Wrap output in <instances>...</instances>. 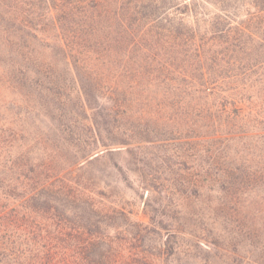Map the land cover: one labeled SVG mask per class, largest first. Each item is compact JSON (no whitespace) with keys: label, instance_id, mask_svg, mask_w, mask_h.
<instances>
[{"label":"trees","instance_id":"obj_1","mask_svg":"<svg viewBox=\"0 0 264 264\" xmlns=\"http://www.w3.org/2000/svg\"><path fill=\"white\" fill-rule=\"evenodd\" d=\"M219 218L264 264V0H0V264H197Z\"/></svg>","mask_w":264,"mask_h":264},{"label":"rangeland","instance_id":"obj_2","mask_svg":"<svg viewBox=\"0 0 264 264\" xmlns=\"http://www.w3.org/2000/svg\"><path fill=\"white\" fill-rule=\"evenodd\" d=\"M120 162L126 170V165L122 163V161ZM130 168H135V166L130 165ZM103 175V179L112 185V191L114 193L112 201H129L131 203L130 208H132L141 219H144L143 211L145 199L140 198L142 192H138L139 183L137 182L135 176L133 174H129L131 181L122 182L120 181V176L114 171L105 170ZM132 187L134 190H132ZM135 191H137V193ZM214 221L215 220L212 218L209 220V223L212 224ZM203 223L205 225L203 226L205 230H198L193 234L190 232L184 234L186 239H191L195 235L200 240V243H198V245L200 244L199 249L194 251V254L197 255V264H237L240 259H243L244 262L248 260L250 256L248 247L236 248L235 246V248H232V245H230L229 241L233 240V228L231 226L227 227V230H224L225 226H222L221 218L217 219L214 228L210 225L207 226L205 222ZM217 236L221 238L219 241L216 240ZM167 263L170 262H157V264Z\"/></svg>","mask_w":264,"mask_h":264}]
</instances>
